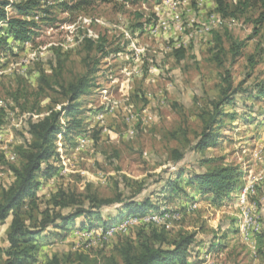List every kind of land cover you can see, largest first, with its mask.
I'll use <instances>...</instances> for the list:
<instances>
[{"label":"rangeland","instance_id":"374dc122","mask_svg":"<svg viewBox=\"0 0 264 264\" xmlns=\"http://www.w3.org/2000/svg\"><path fill=\"white\" fill-rule=\"evenodd\" d=\"M245 1L225 0V15L216 0H41L28 17L35 22L33 40L11 38L0 48V108L6 112L0 125V193L15 179L4 162L20 165L16 148L30 139L29 120L69 104V85L87 76L90 89L77 100L79 125L58 137L53 163L59 170L49 181L40 178L38 195L48 198L59 187L84 192L93 184L110 197L116 182L130 190L143 183L142 196L182 212L166 228L172 237L197 234L190 264H264V100L255 96L264 85V23L257 22L264 6L261 0ZM8 11L17 14L12 7ZM240 43L235 55L234 44ZM18 90L29 92L21 99L29 111L12 99ZM226 96L232 101L221 106L223 115L214 125L220 144L197 151L203 118ZM176 152L184 157L177 160ZM204 158L213 161L201 165ZM224 164L240 166L243 174L223 202L190 188L174 196L158 193L178 168L198 172ZM186 181L185 175L180 184ZM251 181L254 191L242 206L241 192ZM194 199L199 207L184 212ZM244 210L260 218V229H250L248 236L241 230L250 218ZM11 219L0 225V253L8 245ZM77 228L78 222L37 237L42 245L34 264H46L55 253L63 264L118 257L115 246L129 236L116 234L89 248L86 238L73 234ZM137 232L130 234L135 242ZM81 255L91 261H81Z\"/></svg>","mask_w":264,"mask_h":264},{"label":"trees","instance_id":"16d2710c","mask_svg":"<svg viewBox=\"0 0 264 264\" xmlns=\"http://www.w3.org/2000/svg\"><path fill=\"white\" fill-rule=\"evenodd\" d=\"M40 1L0 0V22L6 25V28L0 26V48H6L11 38L19 43L33 40L36 32L32 25L35 22L28 17L33 15L34 8ZM216 1L219 10L226 15L225 0ZM261 1L264 6V0ZM248 2L246 0L244 4ZM9 7H12L17 14L11 15L8 11ZM257 22L259 25L264 23V7ZM258 32L259 30L256 29L255 33ZM241 45V43L234 44L235 55L241 52ZM90 85L89 78L83 76L69 85L66 92L67 95L70 94L69 104L61 105L59 109L50 108L45 116L37 120L31 118L26 128L30 139L25 138L24 143L16 148L22 160L20 165L4 162L14 173L15 179L9 187H3L0 193V225L12 217L6 232L8 245L1 250L0 264L36 263L42 245L37 241V237L47 235L50 229H69L75 227L77 222L81 229L107 227L124 217L144 215L159 208L160 205L153 201L152 196H142L147 188L143 183H138V187L130 190V186L126 183L121 188L122 182H116V192L110 197L101 196L93 184H87L84 192L59 187L48 198L38 195L41 187L40 178L49 181L59 170L55 162L53 163V160L56 161L59 156L58 137L74 133L79 125L81 110L77 100L88 93ZM231 85L230 83L229 87ZM258 88L255 96L264 100V85ZM38 95L39 98H43L41 93ZM23 97H29L27 90L26 92L18 90L12 94L15 103L26 112L29 110L21 104ZM226 97L219 102H213L209 118H203L204 127L195 145L197 151H205L220 144L222 135L215 130L214 125L223 115L221 106L232 101L230 99L233 96ZM5 116V110L0 108V125L4 123ZM231 118L236 119V115ZM176 153L177 160L184 157L181 152ZM212 161L213 159L204 158L201 160V165ZM242 174L241 167L236 164H224L198 172L178 168L167 180L159 178L164 184L158 193H171L174 196L183 194L187 188H190L198 191L203 197H211L215 202H223L238 189ZM185 175L187 181L182 186L180 180ZM25 207L27 209L23 213ZM134 229L138 231L136 235L139 242L131 240L130 234ZM196 237L195 232H181L176 237H172L165 226L142 224L132 228L129 236H123V240L121 239L115 246L114 251L119 258L112 253L110 256L103 255V260L100 258L92 260L94 261L92 264H99V261L103 264H190L189 259L193 255L192 248ZM78 259L87 263L91 261L89 255H81ZM46 264H63V259L55 253Z\"/></svg>","mask_w":264,"mask_h":264},{"label":"built area","instance_id":"2783aa9c","mask_svg":"<svg viewBox=\"0 0 264 264\" xmlns=\"http://www.w3.org/2000/svg\"><path fill=\"white\" fill-rule=\"evenodd\" d=\"M222 21V19H219V22ZM254 181H251L249 184H247L244 189L241 192V204L242 206L246 205L248 203V195L250 192L254 191ZM249 204V203H248ZM199 200H193L189 203H187L186 206V212H194L199 207ZM246 213V217L249 215V219H245L244 222H242L241 230L242 234H245L248 236V232L250 229L259 230L260 229V223L259 217L251 216L250 212H247V210H244ZM182 218V212L178 210V208H174L171 206H166L164 204H161L157 210L150 211L147 214L144 215H130L127 217H124L117 223L107 226V227H95L92 229H81L77 228L74 230L73 234L87 239V246L93 247V246H102L105 244L111 237H113L116 234H122L125 233L128 234L130 230L136 226L139 225H156V226H165L166 228H169L173 222H177L181 220ZM99 229L100 232H99Z\"/></svg>","mask_w":264,"mask_h":264}]
</instances>
